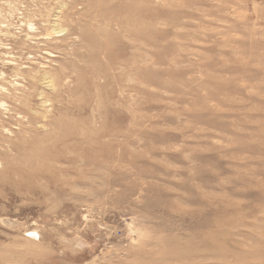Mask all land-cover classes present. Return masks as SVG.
<instances>
[{"label":"rangeland","instance_id":"rangeland-1","mask_svg":"<svg viewBox=\"0 0 264 264\" xmlns=\"http://www.w3.org/2000/svg\"><path fill=\"white\" fill-rule=\"evenodd\" d=\"M0 264H264V0H0Z\"/></svg>","mask_w":264,"mask_h":264},{"label":"bare ground","instance_id":"bare-ground-1","mask_svg":"<svg viewBox=\"0 0 264 264\" xmlns=\"http://www.w3.org/2000/svg\"><path fill=\"white\" fill-rule=\"evenodd\" d=\"M55 32V31H54ZM58 32H62V30H58ZM50 34H48V36H49ZM28 80V79H27ZM54 79H50V83H49V85L50 86H52V85H55V83H54V81H53ZM47 81V80H46ZM28 82H33L32 80H28ZM30 84V83H29ZM10 96V95H9ZM45 102H46V100H45Z\"/></svg>","mask_w":264,"mask_h":264}]
</instances>
